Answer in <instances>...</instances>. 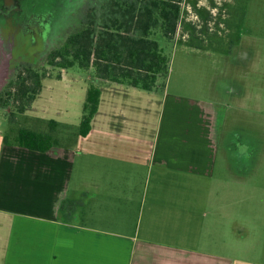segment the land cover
I'll list each match as a JSON object with an SVG mask.
<instances>
[{"label": "crops", "instance_id": "obj_1", "mask_svg": "<svg viewBox=\"0 0 264 264\" xmlns=\"http://www.w3.org/2000/svg\"><path fill=\"white\" fill-rule=\"evenodd\" d=\"M252 65L225 71L216 97L182 104L183 112L167 106L165 92L156 100L106 82L74 147L37 152L5 144L0 129V264H244L198 248L211 237L204 231L228 241L229 212L200 211L222 193L186 191L183 205L180 188L217 180L216 170L228 177L221 130L230 101L240 112L248 97L260 100L240 78L257 74Z\"/></svg>", "mask_w": 264, "mask_h": 264}, {"label": "rangeland", "instance_id": "obj_2", "mask_svg": "<svg viewBox=\"0 0 264 264\" xmlns=\"http://www.w3.org/2000/svg\"><path fill=\"white\" fill-rule=\"evenodd\" d=\"M85 2L0 0V129L3 134L8 126L11 104L10 81L17 70L15 65L23 60L39 61L47 74L27 114L72 126L79 123L92 70L52 68L45 64L44 58L73 27L75 22L69 25L68 19L72 20L74 9L80 11ZM180 6L181 16L172 42L163 43L170 59L165 88L157 87L152 94L137 89L135 92L155 96L156 100L165 92L169 96L167 106L171 103L183 112L186 108L182 104L186 106L206 95L216 97L227 79L225 75L233 67L243 69L241 58L245 55L241 50L247 52L249 49L251 55L255 54L250 56L253 57L252 62L248 60L247 63H253V68L258 69L257 74L240 71V78L243 80L244 76L247 79L251 90L255 89V94L259 95L256 100L258 97L260 100L253 103L255 98L248 97L246 101L249 103H244L240 112L234 111L235 105L231 101L226 107L228 116L221 130L220 145L228 148L221 152L226 157L227 172L224 174L228 177L221 176L216 170L213 178L217 180H198L196 188L193 184H181L180 192L182 202H187L190 198L186 191H220V197L208 199V204L201 205L200 211L208 214L213 207L229 212L228 243L217 242L219 232L216 230L204 231L203 234L211 237L204 239L205 242L198 245L199 249L213 254L222 249L221 257H230L231 263L237 257L244 264H264V0H181ZM27 24L37 26L44 35L29 46L28 53H22L19 52L18 40ZM64 25L66 32L60 35ZM56 32L57 35L43 42L45 37ZM138 99L135 98L134 102H141ZM156 100L155 106H160ZM215 104L221 103L217 101ZM154 178L152 172L149 184L152 192H155Z\"/></svg>", "mask_w": 264, "mask_h": 264}, {"label": "trees", "instance_id": "obj_3", "mask_svg": "<svg viewBox=\"0 0 264 264\" xmlns=\"http://www.w3.org/2000/svg\"><path fill=\"white\" fill-rule=\"evenodd\" d=\"M180 2L86 0L73 27L44 58L52 68L92 70L79 123L72 126L27 114L47 74L39 61L23 60L10 81L11 104L3 142L37 152L74 147L91 129L104 83L146 92L164 89L170 59L163 43L172 42L176 33Z\"/></svg>", "mask_w": 264, "mask_h": 264}, {"label": "flooded vegetation", "instance_id": "obj_4", "mask_svg": "<svg viewBox=\"0 0 264 264\" xmlns=\"http://www.w3.org/2000/svg\"><path fill=\"white\" fill-rule=\"evenodd\" d=\"M78 12H79V10H75L74 9V16L72 17V20L71 19H68V23L67 24H71L72 25V23H74L75 21L74 20H76L77 19V17H78ZM70 21V22H69ZM73 21V22H72ZM66 24V25H67ZM66 25H64L63 27H64V29H63V33H61L60 35H62V34H64V31L66 32V30H65V26ZM27 27H26V29L24 30V32H22L20 35H19V40H18V44H19V46H18V48L20 49V51L19 52H22L23 53V51L24 52H27V49L29 48V46L30 45H34L35 43H37V41H38V39L40 38V37H42L44 34L42 33V31H39L38 30V27L37 26H34V25H31V24H27L26 25ZM58 34V32H56L55 34H53V35H51V36H49V37H45L44 38V41L43 42H45L48 38H50V37H53V36H55V35H57ZM66 35V34H65ZM64 39V38H63ZM242 44V43H241ZM242 48H240V50H241ZM241 52H244V53H242V54H244L245 55V57L243 56L241 59V61H242V63L244 64V66L242 65V67L244 68V67H248V66H250V64H251V62H252V60H253V57H251L250 58V56H254V55H251L250 53H251V51L249 50V49H247V52H245L244 50H241ZM28 53V52H27ZM241 54V55H242ZM248 60L249 61H251V62H249V63H247L248 62ZM21 62V61H20ZM20 62H18L16 65H15V68H17L19 65L18 64H20ZM258 104V103H257Z\"/></svg>", "mask_w": 264, "mask_h": 264}]
</instances>
